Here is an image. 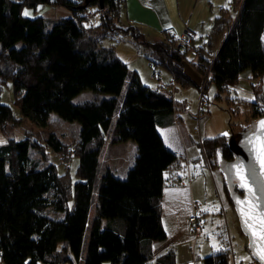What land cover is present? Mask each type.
Instances as JSON below:
<instances>
[{
    "label": "trees",
    "instance_id": "1",
    "mask_svg": "<svg viewBox=\"0 0 264 264\" xmlns=\"http://www.w3.org/2000/svg\"><path fill=\"white\" fill-rule=\"evenodd\" d=\"M234 2L239 5L235 19L223 8L215 18L212 30L223 23L227 29L209 61L193 44L176 49L164 38L149 40L135 25L119 22L124 0H0V92L3 82L11 81L19 107L17 119L12 108L0 102V129L18 126L23 119L45 126L51 112L80 125L73 147L54 132L44 139L64 164L78 158L75 182L68 177L67 166L60 175L45 155H39L37 140L10 138L0 146V263L175 264L173 251L154 258L151 250L153 242L166 239L162 191L166 182H178V177L166 178L165 173L176 169L180 160L164 145L157 123L172 114L178 120L177 110L183 106L160 85H145L112 47L98 42L116 32L130 33L148 49L151 66L170 71L173 87L177 81L192 83L183 72L184 58L192 48L204 88L211 73L224 92L244 69L264 82V0ZM41 4L64 8L69 14L53 22L43 14H23L25 6L36 11ZM90 5L101 14L94 30L85 25L95 16L87 10ZM86 89L94 96L73 102ZM254 113L259 118L264 109ZM128 140L135 142L138 155L126 176L116 177L109 167L101 169L104 147ZM230 142L225 135L203 139V156L211 169L234 160ZM223 174L224 194L233 206ZM113 220L122 223L113 222L112 228ZM204 264H230L228 249L205 257Z\"/></svg>",
    "mask_w": 264,
    "mask_h": 264
},
{
    "label": "rangeland",
    "instance_id": "2",
    "mask_svg": "<svg viewBox=\"0 0 264 264\" xmlns=\"http://www.w3.org/2000/svg\"><path fill=\"white\" fill-rule=\"evenodd\" d=\"M162 1L165 4L164 10L159 7L161 6L160 0L149 1L153 12L148 9L136 8L137 12H132L131 14L136 16L138 19L137 23L127 18V11L123 6L120 8L118 21L135 25L149 40L162 39L165 32L177 37L187 26L192 31L198 32L191 44L199 50L201 49L200 51L209 61L215 57L227 29L226 23H223L217 29L212 30L215 18L221 14V9L223 8L228 11V16L233 20L239 10V5L234 0ZM48 8V5L41 4L35 11L32 7L25 6L23 14L27 13L26 16L44 15V10ZM87 10L93 11L95 16L87 18L85 25L87 27L91 26L92 30H94L93 27L98 25L101 20L100 11L94 5L87 7ZM55 11L56 14L58 13L57 15H45L48 20L53 22L66 15L59 13V11H66L64 8L59 7ZM98 46L112 47L116 54L127 64L128 69L130 71L135 70L139 74L145 85L151 87L164 86L166 88L164 91L172 96L180 106H183V108L179 107L177 110L179 127L176 130L175 137L178 150H183L185 147L188 148L187 157L190 159L181 158L178 161V165H176V169L181 168V177L187 178L189 181L196 177L201 178L200 181L198 180L195 183V188L199 193L197 196L199 199L196 202L200 203L201 211L197 214V217L201 218L203 233L194 244L187 243V245L178 247L176 252H173L175 264H204L205 257L225 248L230 253V264H257L249 251V238L243 233L237 213L234 207L230 205L229 200H227V194L225 196L222 191L221 170L224 162L220 163L218 168L211 169L203 156L202 141L205 138L209 139L225 135V133L228 141H231L237 139L246 128L253 127L254 122L258 118H255V109L258 112L259 109H264V82L262 78L253 74L249 69H244L239 74L238 81L224 92H221L218 90L210 73L203 95V99L206 102L203 105V109L206 114L200 120H197L192 113H197L200 106V88L204 82V75L199 72L193 63L195 57L191 53V49L184 58L183 72L191 79L192 83L181 84L177 81L172 88L170 71L162 66H151L147 57L148 49L143 44L136 43L130 33L116 32L114 35H107L99 40ZM128 81L129 77L126 79L125 85H127ZM172 89L174 90L173 92ZM94 94L92 90L86 89L74 96L72 100L73 102H79L92 98ZM0 102L9 105L15 117L19 118V107L15 102L13 86L9 80L2 84ZM254 103H256V108L253 107ZM79 128L78 122L64 120L56 113L51 112L45 126H38L29 119H23L18 126H9L5 131L0 129V146L6 145L10 138L15 140L24 138L37 140L42 151L39 155H45L47 158L46 162L54 164L57 173L60 175L66 172L65 166H67V175L72 182H75L77 180L78 158L72 157L68 165L64 164L61 162L60 156L45 146L44 139L50 132H54L61 140L67 142L69 147H73ZM127 142L135 145V142L131 140ZM127 146L130 147L129 145ZM30 150L33 151L31 148ZM111 154V148L106 145L100 157V168L109 167L116 177H125L124 168L118 170L120 168L118 165L116 167V164L115 166L109 165L107 162L113 157H110ZM36 156L39 157L38 155ZM43 164L44 162H42ZM212 178L218 184L217 190L221 200L215 193ZM204 181L207 183L208 189H210V186L212 187L210 193L213 197L210 196L208 198L209 201L211 199L215 201L204 203L202 200L205 194L203 185H200V182L203 184ZM227 188L231 191L229 184H227ZM48 198H52L51 192L48 194ZM69 206L72 207V202H69ZM93 208L94 206L90 210V218L93 214ZM188 217L186 216L187 219ZM182 220L184 221V219ZM113 222L122 223L120 220L109 221V226L112 228L114 227ZM189 230L190 232L192 231L191 225Z\"/></svg>",
    "mask_w": 264,
    "mask_h": 264
},
{
    "label": "crops",
    "instance_id": "3",
    "mask_svg": "<svg viewBox=\"0 0 264 264\" xmlns=\"http://www.w3.org/2000/svg\"><path fill=\"white\" fill-rule=\"evenodd\" d=\"M150 0H124L123 6L125 7L127 11V18L132 20L133 22L137 23L138 19L135 15H132V12H137L136 8L138 9H148L151 10V6L149 5ZM160 9H165V4L162 0H160ZM47 6V5H46ZM59 7H52L49 6L48 9L44 10V15H57L55 10ZM153 12V11H152ZM59 13L69 14V12L66 11H59ZM198 32H195V35H197ZM145 36V35H144ZM172 80V79H171ZM170 80V81H171ZM175 85V83H174ZM159 85H157L158 87ZM153 87V86H152ZM166 89V88H165ZM171 90V89H170ZM164 91V90H163ZM174 90H172L173 92ZM166 92V91H165ZM195 113H192L194 116ZM157 123V130L159 134L161 135L164 145L174 152L180 159L186 158L189 160L190 158L187 157L188 148H184L183 150H178V145L176 141V130L179 127L178 120L176 119V114H172L171 117H166L159 119ZM122 145V146H121ZM128 142H123V144L114 145L111 147V159L107 160L109 165L116 164V167L124 168L125 174L129 170V168L133 165L135 158L138 155V148L136 144L128 147ZM126 159H125V157ZM128 157V158H127ZM183 158V159H184ZM118 165V166H117ZM181 168L180 169H170L165 173V177H178V182H166L163 191H162V199H161V219H162V225L166 232V239L162 242H153L151 244V250L153 257H157L163 253H166L168 251H174L176 252L178 247L187 245V243H193L192 241V234L189 230L190 223L189 218L193 215L194 210L193 206L197 199H199L197 189L195 188V183L201 178L196 177L193 180L189 181L187 178H182L181 175ZM115 174V173H114ZM126 176V175H125ZM124 178V177H120ZM213 185L215 187V193L219 200H221L220 196L218 195L217 186L218 184L213 180ZM203 190H204V197L203 201L204 203L212 202L214 199H211L209 201V197L212 196L210 193V190H212V187L210 186V189L207 188V183L204 181L203 184ZM223 183V182H222ZM223 185V184H222ZM224 192V190H222ZM199 192H200V186H199ZM211 194V195H210ZM213 197V196H212ZM215 201V200H214ZM199 204V212L200 213V203ZM186 216H189L188 219ZM184 219V221L182 220ZM86 241V239H85ZM194 244V243H193ZM84 252V250H83Z\"/></svg>",
    "mask_w": 264,
    "mask_h": 264
},
{
    "label": "water",
    "instance_id": "4",
    "mask_svg": "<svg viewBox=\"0 0 264 264\" xmlns=\"http://www.w3.org/2000/svg\"><path fill=\"white\" fill-rule=\"evenodd\" d=\"M261 121H264V115L256 119L253 127L242 133L238 139L231 140L234 160L224 163L221 170L231 186L233 207L243 233L249 238V250L258 264H264V260L258 255L264 249V239L261 238V220L264 218V167L261 166V159H258L261 144L264 142Z\"/></svg>",
    "mask_w": 264,
    "mask_h": 264
},
{
    "label": "built area",
    "instance_id": "5",
    "mask_svg": "<svg viewBox=\"0 0 264 264\" xmlns=\"http://www.w3.org/2000/svg\"><path fill=\"white\" fill-rule=\"evenodd\" d=\"M89 15H93V13L89 12ZM194 37H195V32L192 31L187 26L184 29V31L177 37H175L173 34H170V33H165L163 35V38L170 41L174 45V48H176V49H181V47H183V46H189L191 44L192 40L194 39ZM191 53L195 56L197 54V51L193 48V49H191ZM204 82H205V80H204ZM204 82H203V85L201 86V89H200L201 90V96H200L201 99L199 102L200 106H199L197 113L194 114V117L197 120H200L206 114L204 109H203V105L206 102L202 96L203 95ZM170 84L172 85V88H173V84L172 83H170ZM159 89L163 91V90H165V87L161 85ZM193 210H194V213L189 218V223H190L191 228H192V231H191L193 234L192 241H193V243H195L197 241V239L202 235L203 227L201 225V218L197 217V214L199 212V204L198 203H194Z\"/></svg>",
    "mask_w": 264,
    "mask_h": 264
},
{
    "label": "snow or ice",
    "instance_id": "6",
    "mask_svg": "<svg viewBox=\"0 0 264 264\" xmlns=\"http://www.w3.org/2000/svg\"><path fill=\"white\" fill-rule=\"evenodd\" d=\"M25 15H27V13H25ZM260 126H261V128H264V121L260 122ZM225 135H227V134L225 133ZM258 159H261V166L264 167V142H262V144H261V149L258 153ZM242 186H244L243 183H242ZM261 232H262L261 238L264 239V218H262V220H261ZM258 255L260 256V258L262 260H264V249H262L258 253Z\"/></svg>",
    "mask_w": 264,
    "mask_h": 264
}]
</instances>
